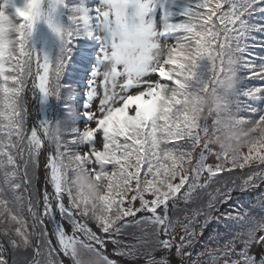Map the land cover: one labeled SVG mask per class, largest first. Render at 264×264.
<instances>
[{
	"label": "snow or ice",
	"instance_id": "obj_1",
	"mask_svg": "<svg viewBox=\"0 0 264 264\" xmlns=\"http://www.w3.org/2000/svg\"><path fill=\"white\" fill-rule=\"evenodd\" d=\"M43 3L24 0L14 7L18 22L0 11V222L9 237L7 248L0 244V264H64L61 253L77 264L72 255L77 243L100 252L108 264H119L109 257V244L113 255L143 264H171L173 254L179 264H200L204 255L210 264H264V215L244 210L239 197L221 209L233 193L264 185V108L254 106L264 100V87L248 83L264 80V55L254 52L264 48L255 35L264 34V21L257 20L264 16V0H182L178 22H169L171 13H165L159 27L152 15L156 7L176 0H98L92 8L83 0L72 5L47 0L46 11ZM58 9L65 10L67 26L59 23ZM41 20L61 43L54 61L27 46ZM161 37L174 41L166 56L156 42ZM78 38L98 46L83 94L81 115L88 126L73 127L52 142L47 121L29 130L25 94L38 90L44 99H60L61 76ZM225 50L238 57L231 111L256 133L247 152L234 159L212 151L207 121L198 123L181 110L186 81L194 78L189 68L218 57L206 68L204 90H209L223 74ZM112 79L118 81L115 91H109ZM84 145L83 154L72 147ZM42 155L44 186L37 187ZM210 156L214 164L207 162ZM69 158L105 184L99 203L67 190ZM25 199L31 232L21 214ZM257 204L264 212V192ZM213 224L204 251L193 260L191 250Z\"/></svg>",
	"mask_w": 264,
	"mask_h": 264
},
{
	"label": "clouds",
	"instance_id": "obj_2",
	"mask_svg": "<svg viewBox=\"0 0 264 264\" xmlns=\"http://www.w3.org/2000/svg\"><path fill=\"white\" fill-rule=\"evenodd\" d=\"M168 48L169 46L165 45L160 55L166 56ZM217 60L216 55L205 58L209 68ZM196 69L189 68L194 78L186 81V95L181 110L198 123L207 121L206 140L212 151L222 157L237 158L256 139L255 131L250 127L241 126L236 115L231 111L230 101L239 87L238 57L235 53L225 50L223 74L214 79V87L209 90H204L207 81L197 76ZM117 83L115 79L110 80L109 91H115ZM67 116L71 120L75 116V111L69 110ZM72 128L66 123L57 121L48 123L45 130L48 139L57 142ZM64 168L67 190L75 197L89 203H99L100 197L105 194V184L95 179L86 166L73 158L68 159ZM72 255L77 258V264H108L107 259L100 252L89 251L83 243L73 245Z\"/></svg>",
	"mask_w": 264,
	"mask_h": 264
},
{
	"label": "trees",
	"instance_id": "obj_3",
	"mask_svg": "<svg viewBox=\"0 0 264 264\" xmlns=\"http://www.w3.org/2000/svg\"><path fill=\"white\" fill-rule=\"evenodd\" d=\"M74 0H66V4L72 5ZM76 3L79 2V0H75ZM24 3V0H10L8 4L4 3V0H1V8L0 11H3L6 15H8L13 21L18 22L17 18L15 17L14 13V7H20ZM85 6V5H84ZM86 7V6H85ZM183 10V4L182 0L180 4H167V8L162 11V16L165 13H171V15L168 17L169 22H178L180 19L179 14ZM57 18L61 25L67 26V17L65 14L64 9H58L57 10ZM161 16V17H162ZM257 20L264 21V16L257 17ZM162 22V21H161ZM257 38V42L264 41V34H255ZM33 36H37V25H35V28H33L32 36L28 40V47L31 49L33 44ZM174 43V41H173ZM251 43V42H250ZM94 46L95 42L93 40H90L88 38H78L73 41L71 45V54L70 59L68 63L65 66V70L61 76V84L64 86V91L54 105L53 102V108L55 110L53 116V122H62L66 123L68 125L73 122L72 120H69L67 113L69 110H72L74 108V103L76 105V97L72 93L73 88V80H77L80 77L81 70H86L88 63L90 61V58L92 57V53H94ZM60 48L61 43L60 40L57 38V36L50 30L49 35V42H48V59L50 61H54L59 55H60ZM254 52L259 53V55H264V48L257 47L254 49ZM257 63L259 61L257 60ZM207 61L200 62V66L196 69L197 76L200 78H207ZM258 70V69H257ZM249 85L251 86H260L264 87V80L259 79H250L248 81ZM54 101V97H53ZM257 108H264V100H260L255 102L254 104ZM75 111V108L73 109ZM73 127V125L71 126ZM65 139L71 140V136H66ZM73 149H75V146H72ZM211 147V146H210ZM247 152V149L244 150ZM214 152V151H213ZM83 154V153H82ZM209 164H214L215 157L210 156L208 161ZM91 167V165H89ZM109 170H111V165L106 166ZM256 166L253 165V168ZM245 172L248 171V169L244 170ZM239 170H237L238 174ZM143 179V176L141 177ZM264 192V185H261L260 188L254 189L248 193H240L236 192V194L233 196V200L228 205H223L221 207L222 210H227L228 208L232 207L236 203V198L239 197L240 201L243 202V208L244 210L249 211V207H253L255 212L250 211L253 215L259 217L261 215H264V212L261 211L260 207L257 204V201L261 198V193ZM133 193H129V198L131 197ZM23 205L27 206L26 199L23 201ZM24 212V218L27 223V226L29 228V232L32 231V220L31 217L28 214L27 208ZM6 227L4 223L1 222L0 225V244H3L6 248L8 247V239L9 237H5L3 235V229ZM14 227V226H13ZM216 227L215 224L211 225L205 232L203 237L195 244L192 251V259H197V253L204 251V243L208 239L209 234L213 231V229ZM37 230H40V226L37 227ZM134 231V230H133ZM35 237H33L34 239ZM35 240V239H34ZM209 247H215L214 244H210ZM258 249H254L256 251ZM28 255H31V250L28 251ZM62 259V257H61ZM112 259V258H111ZM200 264H210V258L207 255H204L199 258ZM63 260V259H62ZM65 264V263H64ZM222 264V261H221Z\"/></svg>",
	"mask_w": 264,
	"mask_h": 264
},
{
	"label": "rangeland",
	"instance_id": "obj_4",
	"mask_svg": "<svg viewBox=\"0 0 264 264\" xmlns=\"http://www.w3.org/2000/svg\"><path fill=\"white\" fill-rule=\"evenodd\" d=\"M83 2H84V5L86 7H89V8H92V7H95V6L98 5V0H83ZM0 3H1V0H0ZM0 8H1V5H0ZM158 9L161 10V8L159 6H157L156 9H155V11H154V13L152 14L153 15V19L155 20V18H156V25H157V27H159L160 24L162 23V22H160V19L158 18V15H157L158 14ZM160 14H161V12H160ZM48 42H49V40H48ZM156 42H157V44L160 47H164L165 45H167L169 43H173L172 40H168L165 37H161ZM95 47H96V50L94 51V53L91 54L92 55V60L89 61L86 70H84V69L81 70L80 77L77 80H73L74 82H73L72 93L76 97V105L74 103L75 116L71 119L73 122H71V124L69 126L71 127L73 125V127H76L78 129H81V130H83L84 127L88 126L87 125L88 122L83 118V116L81 115V112L83 110V103H84V96H83V94H84V92L87 91V88H88V80L90 79L91 71L97 65V59H96V57H97V53H98V46L95 45L94 48ZM155 78L156 77L153 76V79H155ZM46 101H47L48 114H49V116H48L47 119H48V122L49 123H52L53 120H54L52 115H54V112H55V110L53 108V102H54V105H55L56 102L58 101V99H56L54 97V101H53V97L50 96V97H48L46 99ZM97 103H98V101H97ZM25 107H26V103H25ZM26 110H27V108H26ZM29 130H30V128H29ZM96 146H97L98 149L101 148V143H100L99 135H97V138H96ZM74 150H78L82 154L85 151H87L88 149H87V145H84V146H75V149ZM91 167H93V165H91ZM26 202H27V200H26ZM26 208H27L26 205H23L22 206L21 214L24 215V212L23 211L26 210ZM249 211L255 212V210H254L253 207H249ZM0 225H1V222H0ZM28 230H29V228H28ZM133 230L134 229H130L129 231H133ZM256 251H258V250H256ZM160 255H161V253H157L156 256L159 257ZM121 258H122V261L123 262H120V261H118L115 258H114V260H117L119 262V264H143V260H141V259H137V260H127V259H125L123 257H121ZM169 258L171 260V264H179V261L175 257L174 254L171 257H169Z\"/></svg>",
	"mask_w": 264,
	"mask_h": 264
},
{
	"label": "water",
	"instance_id": "obj_5",
	"mask_svg": "<svg viewBox=\"0 0 264 264\" xmlns=\"http://www.w3.org/2000/svg\"><path fill=\"white\" fill-rule=\"evenodd\" d=\"M44 2L47 5V0H44ZM42 22L43 21L41 20V21H39V22L36 23L37 24V38H34V41H33L32 47H31V49L34 51V54H35L36 53V47H37L38 43H41L42 44L41 51H40V49L38 50V52L40 51L41 59L43 57H45V56L48 57L47 56V49H48V40H49V33H50V29L48 28L47 24H45L44 22L42 23ZM42 47H43V49H42ZM45 100L46 99H44L42 97V95H41V105L38 108V113H37V116L36 117H38V118L40 117L41 118V116L43 115L44 116V119L43 120L48 122V119H47L48 118V111L46 110ZM25 103H26L27 115H28V126H29V128H31L30 123H29L30 122L29 121L30 120L29 112H31V110H33V112H36V111L34 109H31L29 107V105H28V103L26 101V94H25ZM34 125H38V124H34ZM41 165H42L41 168H43V160H42V158H41ZM41 168L39 169V180H41V177L43 176L42 179L44 181V173L41 172ZM39 183L40 182L38 181L37 182V187H41V186H39ZM235 194H236V192L233 193V196ZM65 202H67L66 201V198H65ZM57 219H59V218L57 217ZM87 223H88L89 227L92 228L93 231H97V233L100 234L99 231H98V229L96 228L95 224L92 221L88 220ZM53 244L55 245V240H53ZM107 252H108L110 258H113V259L115 258L118 261L123 262L121 257L115 256V255L112 254V246L110 244L108 245ZM156 255H157V253H156ZM60 256L64 260V263L65 264H70V262L68 261V259L65 258V257H63V254L62 253L60 254Z\"/></svg>",
	"mask_w": 264,
	"mask_h": 264
},
{
	"label": "bare ground",
	"instance_id": "obj_6",
	"mask_svg": "<svg viewBox=\"0 0 264 264\" xmlns=\"http://www.w3.org/2000/svg\"><path fill=\"white\" fill-rule=\"evenodd\" d=\"M42 10L43 11H46L47 10V5L46 3L44 2L42 4ZM158 19V18H157ZM156 22V18L154 20ZM43 23V22H42ZM41 46L42 44L41 43H38L37 47H36V53L35 55L40 57L41 58V54H40V51H41ZM40 49V51L38 52V50ZM43 49V47H42ZM31 88V81L29 82V89ZM26 101L29 105V107L31 109H34L36 112H33V110H31V112H29V115H30V126L32 127V125L34 124H40L41 122H44V116L42 115L41 118L39 117H36L37 116V113H38V108L40 107L41 105V94L39 93L38 90H33V91H28L26 92ZM45 106H46V110L48 111V107H47V101L45 100ZM42 160H44V156L42 155L41 156ZM41 172L44 173V169L41 168ZM43 176L41 177V180H39V186H44V181H43Z\"/></svg>",
	"mask_w": 264,
	"mask_h": 264
}]
</instances>
